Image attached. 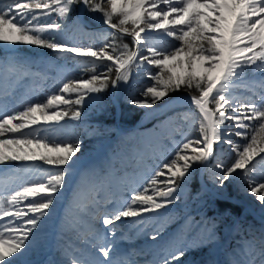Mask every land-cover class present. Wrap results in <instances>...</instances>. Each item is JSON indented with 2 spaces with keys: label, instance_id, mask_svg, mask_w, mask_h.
Wrapping results in <instances>:
<instances>
[{
  "label": "snow or ice",
  "instance_id": "obj_1",
  "mask_svg": "<svg viewBox=\"0 0 264 264\" xmlns=\"http://www.w3.org/2000/svg\"><path fill=\"white\" fill-rule=\"evenodd\" d=\"M78 9L102 18L107 26L102 47L73 46L65 39L68 21L85 27ZM53 14L51 22H40ZM128 36L132 48L122 42ZM0 45H7L10 53L19 45L47 49L56 59L70 58L90 73L63 82L43 101H25L22 110L0 100V166L17 178L31 169L11 168L13 162L39 161L50 169L40 173L39 181H27L10 195L0 196V264H29L28 257L39 245L41 225L71 184L82 142L66 121L81 120L88 100L110 86L117 89L122 81L127 83L133 67L155 69L147 72L151 85L139 98L130 99L133 106L151 109L182 89L198 93L178 100L189 101L197 110L199 119L193 114L189 127L198 131L199 138L185 135L174 157L130 199L106 200L103 211H96L102 227L92 230L77 254L66 250L65 264H140L136 257L144 255L143 250L122 248L117 222L131 219V229L156 240L158 230L149 237L141 227L145 217H159L177 204L197 167L207 165L216 143L234 153L229 162L215 164L220 175L214 183L220 187L237 174L250 177L257 161L264 163V0H0ZM0 67L24 75L31 69L17 57L5 59ZM250 76L243 87L250 94H234ZM5 183L0 178V187ZM247 185L264 207V182L249 178ZM183 227L194 235L207 233L209 244L214 239L203 219L186 216ZM131 238L124 234L121 240ZM251 248H255L251 242L245 245L238 264H264V234L259 248L254 253ZM191 250L182 243L175 253L167 251L159 264H178Z\"/></svg>",
  "mask_w": 264,
  "mask_h": 264
},
{
  "label": "rangeland",
  "instance_id": "obj_2",
  "mask_svg": "<svg viewBox=\"0 0 264 264\" xmlns=\"http://www.w3.org/2000/svg\"><path fill=\"white\" fill-rule=\"evenodd\" d=\"M6 1L4 0V2ZM78 11L83 18L85 27L82 29L80 24L68 21L63 33L65 39L73 46L102 47L104 30L107 27L102 23V18L99 14L85 13L82 9H78ZM53 19H55V14L50 17H41L40 22H51ZM122 42L129 44L130 48L134 47L128 41L123 40ZM6 49L7 45H0V53L2 52L4 56L8 55L7 58L17 57L22 62L31 65L30 72L26 76L22 72L10 74L7 70L6 73L0 75L2 78L0 79L2 80V83L0 82V100H7L10 107L15 106L19 110H22L25 101H43L48 94L58 91L63 82H67L69 79L87 78L90 74L85 73L76 61L70 58L58 60L47 49L28 45H19L17 50L11 53ZM143 54L147 55V51L144 50ZM3 61L0 56V65L3 64ZM89 67L91 66L89 65ZM39 69L41 73H39ZM103 70L102 68L97 69V71ZM148 71L154 73L155 69L147 65L140 69L133 67L127 83L122 81L117 89L110 86L109 92L106 89L88 100L82 106L84 115L81 120L66 121L74 131L75 138L78 137V131L81 132V137H78L82 142L81 148L86 144H89V147L81 149L77 154L75 173L71 178V184L65 186L63 197L57 200L52 209L54 214L52 215V229L46 239L49 243L47 251L51 262H57L66 250L72 251V254L78 253L74 244L81 238L83 222L94 228L102 227L96 217V211H103L106 207L104 203L106 200L130 199L133 191H141L151 175L163 163L174 157L176 145L184 142L185 135L189 139L199 138L198 131L189 127L193 114H195L196 120L199 119L197 110L189 101L181 103L178 100V98L182 100L188 97L187 95L166 98L164 102L158 103L151 109L136 107L130 103L131 98H139L141 91L151 85L152 81L147 75ZM112 78H115V74ZM251 79L250 76L248 81L239 85L234 94H250L243 91V87L244 83H250ZM6 92L11 95L1 97ZM69 98H74V96ZM119 100L140 109L141 114L136 121L117 126L116 121L121 122ZM171 101L174 102L167 104ZM183 114H187V120L179 118ZM110 118H114L115 121L108 122ZM132 125L134 126L127 131L126 136L115 137L122 129ZM195 127L198 128V124ZM232 139L239 142V138L235 136ZM65 142H74V140ZM214 147V154L210 157L207 165H199L195 171V173L198 171L200 185L193 186L191 184L194 173L185 186L183 196L169 212L155 217L148 225L146 224L148 217H145V222L141 227L149 237L153 230H158L160 235L156 240L146 238L135 229H131L130 226L133 223L131 219L117 222V240L121 242L122 248L129 250V247L133 246L135 250L139 251L141 250L138 248L139 246L144 248L153 242L149 249H143L144 255L136 257L140 264L154 258L159 264L167 251L175 253L177 247L182 243L189 244L193 250L187 251L178 264H238L243 257L246 244L251 242V245H255V248H251L253 253L259 248L260 238L264 234V212L260 213L259 211L264 207L255 202L253 195L247 199V180L254 178L257 183L264 182V163L257 161L250 177L237 174L223 187H220L214 183L215 177L220 175L219 171L215 169V164L229 162L234 153L222 143H216ZM39 164L46 171L50 170L49 166L43 165L42 162ZM25 167L26 164L17 162H13L11 166V168L21 170ZM8 173H12L11 169H4L3 166H0V178L7 181L8 177L3 175ZM19 174H23V171ZM201 182L214 188L216 193L225 198L212 195L205 190V186ZM85 186L96 190L99 186L98 192L93 195L89 193L90 200H86L85 203L74 204L73 193ZM194 187L195 189H193ZM11 190L16 189L12 186L9 188L0 187V196L10 195ZM105 194L106 197L103 199ZM146 194L151 195V192ZM215 197L239 204L241 206L240 214L235 216L229 211L220 212L215 204ZM186 216H193L197 220L203 219L207 223L208 229L214 235L211 244L207 239V233L194 235L183 227ZM230 219L229 225L226 224ZM124 234H129L132 237L131 240L122 241L121 237ZM53 242L54 245H52ZM201 243L204 245L203 247H196ZM40 258H44V256ZM28 261L29 264H38L35 257L31 255L28 257ZM41 264L50 263L43 260Z\"/></svg>",
  "mask_w": 264,
  "mask_h": 264
},
{
  "label": "bare ground",
  "instance_id": "obj_3",
  "mask_svg": "<svg viewBox=\"0 0 264 264\" xmlns=\"http://www.w3.org/2000/svg\"><path fill=\"white\" fill-rule=\"evenodd\" d=\"M0 56H1V58H3V60H5L8 57V55L4 56V54L2 52L0 53ZM6 70L7 69L0 67V75H1V73H6ZM38 71H39V73H41L40 69ZM3 75H2V77H4ZM0 79H2V78H0ZM0 82L2 83V80H0ZM1 97H6V96H5V94H3ZM116 124H117V126L122 125V124H120V122L118 120L116 121ZM134 125L128 126L127 128L122 129V130H121V127H119L121 131L118 132L115 137L118 138L120 135L126 136L127 131L132 129V127ZM25 169H31V171L30 172H24L23 171V174H19L18 178L13 173H8V174L3 175V176L8 177V180L6 181L5 185H3L1 188H4V187L9 188L12 186L14 189L18 190V186L21 184H24L27 181H35L37 179L39 181L40 180V173L43 171H46V169L39 164V161L34 162V163H30V164H26ZM98 188H99V186H97V190H98ZM97 190L94 188H90L88 186H85V188H82L81 190L75 191L73 193L74 204H82V203H85L86 200H90V194L91 195L95 194L96 192H98ZM205 190H207L212 195H214V193L217 192L214 188L210 187L209 185H205ZM239 192H241V191H239ZM105 197H106V194L104 195L103 199ZM251 197H252V195L248 191L247 199H249ZM254 200H255V202L259 203V201H257L256 199H254ZM21 205H22L21 207H23V204H21ZM259 212L263 213L264 208L262 210H260ZM52 215H54V214L51 213V215L41 225L42 231L39 233V245L34 249L33 253L31 254V256L35 257V261H37L38 264H41V261H43V260L47 261L50 264H65V261H66L65 254L63 256H61L57 260V262H53V261L51 262L50 256H48L47 250L49 248V243L46 241V239L49 237V234H50L51 229H52V221H53ZM153 219H154L153 217H148L146 220V224L147 225L150 224V222ZM4 222H6V220ZM93 229H94V227L92 225L90 226L88 223L83 222V225L81 227V238H80L79 242L74 244V247H75V249L78 250V252L84 246V241L86 239L90 238L89 234L92 232ZM118 243H121V242L118 241ZM151 244H153V242L149 243L144 248H140L141 246H139L138 248L141 250L149 249L152 246ZM52 245H54V242ZM133 249H134V247L130 246L129 250L128 249H126V250L130 251ZM70 252L72 253V251H70ZM41 256H44V258H40Z\"/></svg>",
  "mask_w": 264,
  "mask_h": 264
},
{
  "label": "trees",
  "instance_id": "obj_4",
  "mask_svg": "<svg viewBox=\"0 0 264 264\" xmlns=\"http://www.w3.org/2000/svg\"><path fill=\"white\" fill-rule=\"evenodd\" d=\"M124 40L128 41L130 44L132 43L130 36L125 37ZM177 46H178V44H177ZM114 74H115V72L113 71V73L111 74L112 77L114 76ZM108 90H110V87L107 88V92H109ZM190 94L196 95L198 93L195 90H192L191 93H189L188 89H182L179 92L171 93L170 96L167 98H172L175 95H181V96L187 95V96H189ZM119 106H120V111H121V117H120L121 122H120V124L134 122L138 119L139 115L141 114L140 109H136V108L132 107V105L126 104L123 100H119ZM114 121H115L114 118H110V120L108 122L113 123ZM81 135H82L81 132L78 131L77 136L81 137ZM78 137H76V138H78ZM88 145L89 144H86L83 148L89 147ZM83 148H81V149H83ZM197 174H198V171L195 173V175L193 177V181L191 182V184L193 186L200 185L199 178H198ZM193 189H195V187ZM215 204L218 207L220 212L229 211L231 214H234L235 216L240 214L241 206L237 203L215 197ZM250 216L253 217L252 215H250ZM230 221H231V219L228 222H226V224L229 225Z\"/></svg>",
  "mask_w": 264,
  "mask_h": 264
},
{
  "label": "water",
  "instance_id": "obj_5",
  "mask_svg": "<svg viewBox=\"0 0 264 264\" xmlns=\"http://www.w3.org/2000/svg\"><path fill=\"white\" fill-rule=\"evenodd\" d=\"M112 97H113V92H112ZM172 102H174V101H171V102H169V103H167V104H171ZM200 171H201V170H200ZM201 183H202V182H201ZM202 185L205 186L204 183H202ZM214 195L217 196V197H224V196H222V195H220V194H218V193H214ZM224 198H225V197H224Z\"/></svg>",
  "mask_w": 264,
  "mask_h": 264
}]
</instances>
